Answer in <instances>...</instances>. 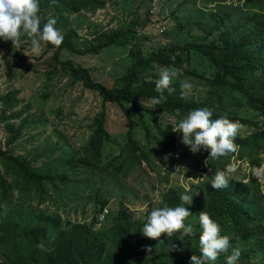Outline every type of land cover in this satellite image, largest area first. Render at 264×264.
<instances>
[{
  "label": "trees",
  "instance_id": "trees-1",
  "mask_svg": "<svg viewBox=\"0 0 264 264\" xmlns=\"http://www.w3.org/2000/svg\"><path fill=\"white\" fill-rule=\"evenodd\" d=\"M116 1L119 0H39L41 24L44 12L55 11L56 27L62 33L69 14L95 12L103 9L106 3ZM181 8L184 16L179 15ZM174 21V33L179 41L159 48L148 58L135 47L136 51L130 53L133 62L120 85L110 89L94 82L89 68L62 61L64 52L81 54L75 48L77 35L74 32L64 34L59 46L42 42L53 50L56 69L60 67L73 80L81 81L86 89L98 94L102 111L93 118V129L80 149V157L67 156L63 149L57 159H53L51 151L29 159L0 148V264H189L192 254L199 255L197 217L202 210L220 225L222 235L231 237L230 244L240 250L239 262L254 260L253 264H264V191L259 181L246 183L228 173L226 187L212 189L209 185L215 172L229 165V155L235 156L237 161H247L250 168L263 163L260 156L264 154V0H185L175 12ZM144 25L136 15L122 29L101 31L94 37L90 51L99 53L113 46L127 47L133 43L136 28H144ZM20 40L22 42L16 45L30 42L27 36ZM11 47L10 41L0 40V55ZM166 67L183 69L182 76L205 88L204 95L197 97L194 93H186L181 98V81L176 76L170 83L175 90L171 94L164 92L167 99L163 103L152 104L151 98L158 96L155 80L159 71ZM200 68L208 73H202ZM17 95L14 91L0 93V123L8 134L7 147L17 143L29 126L27 118L19 125L12 123L22 116V112L14 111L21 104ZM108 104L115 105L129 125L124 152L132 163L127 161L130 168L126 175L134 167L144 171L142 160L148 162L145 145L135 139L132 117L140 121L145 117L151 122V128L160 138L154 140L158 147L177 149L183 157L197 164H203L208 156L207 149L190 151L181 143L180 134L173 132L175 125L170 123L168 116L180 120L192 109L207 107L213 116L226 117L252 130L248 137L235 136L234 152L209 158L204 180L189 188L170 187L163 192L158 208L175 206L182 193L192 195L189 205L192 213L185 221L193 224L190 235L182 236V230H177L171 235L147 238L140 232L146 221L134 220L123 208L111 217L109 226L101 232L95 229L97 218L91 224H79L62 219L58 213L23 209L31 200L43 202L49 191L53 192L48 197L50 200L61 198L77 183L73 179L76 170L106 171L117 163L119 157L102 167L106 144L111 141ZM143 126L149 142L151 130L146 124ZM38 157L51 161L36 168L34 162H38ZM113 167L119 174L124 171L123 164ZM13 189L18 192V210L11 208ZM107 205L108 201L98 202L99 215ZM228 254L230 250L221 253L215 264H225Z\"/></svg>",
  "mask_w": 264,
  "mask_h": 264
},
{
  "label": "rangeland",
  "instance_id": "rangeland-1",
  "mask_svg": "<svg viewBox=\"0 0 264 264\" xmlns=\"http://www.w3.org/2000/svg\"><path fill=\"white\" fill-rule=\"evenodd\" d=\"M185 0H119L106 3L103 9L95 12L83 11L69 14L66 17L65 28L62 35L74 32L77 35L75 48L81 54L64 52L62 61H72L91 70L96 83L106 88H115L133 62L130 57L132 50L138 47L144 57H150L159 48H166L177 43L175 35V12ZM184 16V9L179 10ZM145 23L144 28L138 26L133 43L127 47L113 46L93 53L90 51L93 39L102 32L122 29L133 21L135 16ZM51 17L57 19L55 11L43 13V22ZM59 20V19H58ZM163 29V33H160ZM30 42L7 49L0 55V93L14 91L18 93L20 106L15 109L22 112L20 120L12 121L19 125L21 120L27 118L29 126L22 133V138L14 145L7 147L8 134L4 124L0 123V148L9 150L11 154L24 158L34 159L51 151L53 159H57L63 152L67 156H81L80 149L85 145L92 131V121L95 115L102 111V102L97 93L86 89L81 81L73 80L68 73L60 67L55 68L53 50L41 45L39 54L31 53ZM87 51V53H85ZM181 83L187 82L191 88L187 94L194 93L197 97L204 95L201 85L182 76L183 69L174 67ZM202 73L204 72L200 68ZM208 73V72H207ZM175 78V77H174ZM179 81V82H180ZM108 130L111 141L106 145L105 158L102 167H106L114 158L119 157L114 165L123 164L124 171L119 174L113 166L108 170L102 169L91 173L83 170L74 172L77 183L72 186L61 198L50 200L53 192L43 202L37 199L27 202L23 209L45 211L50 214L58 213L62 219L72 223L91 224L98 219L95 229L104 231L121 208L127 209L134 220L146 221L148 213L158 208L161 196L170 187H187L204 180L208 173V161L197 164L191 159L183 157L177 149H166L157 146L154 140L160 139L156 130L151 128V122L143 117L140 121L132 117L135 139L145 145L148 153V162L142 160L140 170L130 168L131 159L124 152L126 132L129 125L124 115L115 105L108 104ZM1 114V108H0ZM173 125L180 120L177 117L167 118ZM182 119V118H181ZM143 121V122H142ZM151 130L149 142L143 125ZM252 130L245 126H238L236 135L248 137ZM131 157L133 156L132 153ZM229 165L234 168L229 172L232 178L251 183L256 180L251 176L248 163L237 162L235 156H228ZM209 160V159H208ZM47 160L38 157L34 162L36 168H41ZM129 161V162H127ZM132 163V162H131ZM264 190V181L259 180ZM12 209L20 205L18 192L11 190ZM108 201L105 207L108 215L99 223L98 202ZM57 205L56 204H59ZM18 210V209H17ZM254 260L237 264H253Z\"/></svg>",
  "mask_w": 264,
  "mask_h": 264
},
{
  "label": "clouds",
  "instance_id": "clouds-1",
  "mask_svg": "<svg viewBox=\"0 0 264 264\" xmlns=\"http://www.w3.org/2000/svg\"><path fill=\"white\" fill-rule=\"evenodd\" d=\"M41 19L39 0H0V40L10 41L14 46L22 42L21 37L27 36L30 38V50L33 54H39L42 42L59 46L62 43L63 35L60 29L56 27V20L49 17L46 22L41 24ZM176 75L177 70L174 68L166 67L159 71L158 78L155 80V91L158 96L151 98L152 104L163 103L167 99L164 92L167 91L171 94L175 90L170 87V83ZM179 87L182 90L180 92L181 98H183L191 85L182 82ZM238 126L236 121H230L219 115L213 116L211 109L199 107L190 110L180 119L173 132L180 134L181 143L193 153L201 148L207 149L208 157L205 160L207 163L209 158L216 159L235 151L234 139ZM260 157L263 159V163L253 166L250 171L251 176L255 177L256 180L264 181V154ZM233 168L234 165H226L224 170H217L209 183L211 188L226 187V176ZM191 198L192 195L182 193L179 196L180 202L175 206L164 205L153 208L140 229L142 235L156 239L161 234L167 236L177 230H182V236L190 235L193 231V224L185 221L192 213L189 209ZM102 214H104L103 222L108 213L107 211L105 213L104 210L100 215ZM197 218L200 228L199 255L192 254L189 257V264H215L218 256L221 253L229 252V250L230 254L225 256V264H237L240 250L230 244L231 237L227 234H221L220 225L210 218L208 212L199 211ZM102 222L99 221V223Z\"/></svg>",
  "mask_w": 264,
  "mask_h": 264
},
{
  "label": "built area",
  "instance_id": "built-area-1",
  "mask_svg": "<svg viewBox=\"0 0 264 264\" xmlns=\"http://www.w3.org/2000/svg\"><path fill=\"white\" fill-rule=\"evenodd\" d=\"M160 33H163V29L161 30ZM105 213H106V211H105ZM103 219H104V214H102V215L99 216V221L100 222H102Z\"/></svg>",
  "mask_w": 264,
  "mask_h": 264
}]
</instances>
